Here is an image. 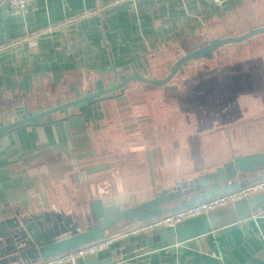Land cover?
<instances>
[{
  "label": "crops",
  "instance_id": "crops-1",
  "mask_svg": "<svg viewBox=\"0 0 264 264\" xmlns=\"http://www.w3.org/2000/svg\"><path fill=\"white\" fill-rule=\"evenodd\" d=\"M262 26L264 0H36L21 12L0 7V127L132 75L162 79L178 58L208 41ZM214 57L228 74L201 93L190 91L192 71L208 60L194 58L166 85L131 82L1 136L0 224L16 212H63L84 230L92 208L101 219L238 154L264 152V33L222 46ZM132 225L109 231L108 249L160 232L127 236ZM112 264H264V207L216 234L136 250Z\"/></svg>",
  "mask_w": 264,
  "mask_h": 264
},
{
  "label": "water",
  "instance_id": "water-1",
  "mask_svg": "<svg viewBox=\"0 0 264 264\" xmlns=\"http://www.w3.org/2000/svg\"><path fill=\"white\" fill-rule=\"evenodd\" d=\"M263 33L264 26L239 36L212 39L206 45L178 58L167 76L162 79L141 75L129 76L114 86L4 125L0 127V137L22 127L35 126L34 121L58 111L80 103H91L114 92L123 91L131 82H142L152 86L166 85L178 73L183 63L194 58L210 60L220 47L239 43ZM262 179H264V152L238 154L223 162L212 172L180 182L172 188L162 189L154 197L104 218H97L92 208L90 216L86 217L89 226L84 230H79L77 220L63 212L24 215L16 212L12 218L0 224V264H35L40 260H47L101 241L109 231L124 222L136 225L176 213ZM262 207H264V192L239 200L233 205L217 208L207 215L188 219L129 247L106 249L96 255L87 256L76 264H112L117 257L136 250H148L152 246L169 241L182 244L200 236L216 234L226 227L250 219Z\"/></svg>",
  "mask_w": 264,
  "mask_h": 264
},
{
  "label": "built area",
  "instance_id": "built-area-1",
  "mask_svg": "<svg viewBox=\"0 0 264 264\" xmlns=\"http://www.w3.org/2000/svg\"><path fill=\"white\" fill-rule=\"evenodd\" d=\"M32 1L36 0H0V7L9 6L15 12H21L25 9L26 5ZM211 1L216 5H222L228 0ZM261 192H264V179L176 213H170L140 224H136L130 228L126 234L127 236H137L146 232L171 229L177 224H181L188 219L195 218L200 215H207L209 212L217 208L233 205L239 200L250 198ZM110 243L111 240L105 238L101 241L85 245L68 253L47 260H40L35 264H76L77 261L84 259L87 256L96 255L99 252L108 249Z\"/></svg>",
  "mask_w": 264,
  "mask_h": 264
},
{
  "label": "rangeland",
  "instance_id": "rangeland-1",
  "mask_svg": "<svg viewBox=\"0 0 264 264\" xmlns=\"http://www.w3.org/2000/svg\"><path fill=\"white\" fill-rule=\"evenodd\" d=\"M220 69L221 70H219L218 68V62L216 61V57H214L211 60L204 61L203 65L199 67L198 70L192 71V76H191L192 82L190 83V91L193 94H198L202 92L203 90L202 88L204 86L212 85V84L216 85V80L218 81L220 79V75L222 77L223 75L227 76L228 74V68L227 70L222 68Z\"/></svg>",
  "mask_w": 264,
  "mask_h": 264
},
{
  "label": "flooded vegetation",
  "instance_id": "flooded-vegetation-1",
  "mask_svg": "<svg viewBox=\"0 0 264 264\" xmlns=\"http://www.w3.org/2000/svg\"><path fill=\"white\" fill-rule=\"evenodd\" d=\"M261 122H262V126H263V128H264V119H263Z\"/></svg>",
  "mask_w": 264,
  "mask_h": 264
}]
</instances>
